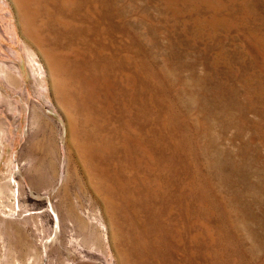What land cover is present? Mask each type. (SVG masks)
Listing matches in <instances>:
<instances>
[{
	"label": "rangeland",
	"instance_id": "1",
	"mask_svg": "<svg viewBox=\"0 0 264 264\" xmlns=\"http://www.w3.org/2000/svg\"><path fill=\"white\" fill-rule=\"evenodd\" d=\"M0 264H264V0H0Z\"/></svg>",
	"mask_w": 264,
	"mask_h": 264
}]
</instances>
